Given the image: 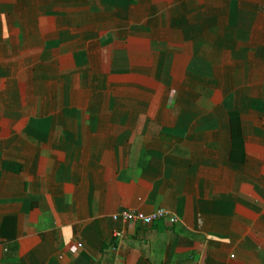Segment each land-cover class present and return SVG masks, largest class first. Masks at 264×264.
<instances>
[{
    "label": "crops",
    "instance_id": "0c3cea01",
    "mask_svg": "<svg viewBox=\"0 0 264 264\" xmlns=\"http://www.w3.org/2000/svg\"><path fill=\"white\" fill-rule=\"evenodd\" d=\"M0 264H264V0H0Z\"/></svg>",
    "mask_w": 264,
    "mask_h": 264
},
{
    "label": "built area",
    "instance_id": "2783aa9c",
    "mask_svg": "<svg viewBox=\"0 0 264 264\" xmlns=\"http://www.w3.org/2000/svg\"><path fill=\"white\" fill-rule=\"evenodd\" d=\"M112 220L115 222L120 221L123 225L140 224L144 226L152 225L160 220H167L170 224L176 223V218L165 209H158L149 214H144L138 211L122 210L120 213L113 215ZM112 235L115 238H120L122 232L113 230Z\"/></svg>",
    "mask_w": 264,
    "mask_h": 264
}]
</instances>
